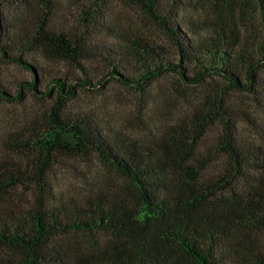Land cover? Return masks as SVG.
Instances as JSON below:
<instances>
[{
    "label": "trees",
    "instance_id": "obj_1",
    "mask_svg": "<svg viewBox=\"0 0 264 264\" xmlns=\"http://www.w3.org/2000/svg\"><path fill=\"white\" fill-rule=\"evenodd\" d=\"M120 1L142 9L163 29L171 48L128 36L123 44L96 51L101 74L54 77L45 92L36 78L19 82L16 95L0 87V102L12 103L22 101L25 91L42 99L40 94L57 90L49 111L3 139L25 160H0V264H264V144L238 138V121L251 118L225 98L237 91L264 101V0H242L220 10L210 3L201 20L189 24L192 38L174 20L183 0ZM111 3L0 0V55L34 70L24 59L38 51L84 70L82 61L93 55L90 34L100 28L114 31L104 21ZM248 3L256 5L260 34L254 33L255 25L239 22L241 15H252ZM8 6L29 13L26 28L14 35L5 31L1 14ZM60 11L68 13L69 28L54 22ZM169 75L202 88L203 97L186 120L149 142L122 137L87 112H65L78 88L97 91L115 82L142 93ZM214 79L228 88L213 86ZM215 125L220 132L210 136ZM87 156L125 183L49 207L53 164L61 157ZM32 183L37 196L30 206L7 203V193Z\"/></svg>",
    "mask_w": 264,
    "mask_h": 264
},
{
    "label": "rangeland",
    "instance_id": "obj_2",
    "mask_svg": "<svg viewBox=\"0 0 264 264\" xmlns=\"http://www.w3.org/2000/svg\"><path fill=\"white\" fill-rule=\"evenodd\" d=\"M240 1L242 0H183L179 10L174 14V20L182 24V29L190 38L196 37L188 26L192 21L201 20L203 7L213 3L217 6V10L227 9L236 7ZM62 4L64 9L69 8L68 3ZM248 5L249 8H253V12L250 10L252 15H241L239 22L242 27L247 24L248 26L255 25L254 33L260 34V18L256 5L253 7L249 3ZM1 14L5 31L11 30V35L25 29L29 22L26 20L29 13L25 8L8 6L2 8ZM68 17L66 11H60L56 14L54 22L60 27L67 26L69 28L72 23ZM22 20L26 21L21 22ZM104 21L114 25V31L100 28L90 34L88 43L93 55L82 61L84 70L75 69L67 63L49 60L38 51L30 52L24 59L27 63L36 66L34 70L6 61L0 55V87L3 86L10 90L13 95H16L19 82H31L33 78H36L37 88L41 92H45L50 80L54 77L75 74L82 78L85 72L101 74L104 68L96 51L101 50L106 45L123 44L128 36H140L154 44L171 48V42L163 29L135 5L120 0H112V3L105 10ZM94 54H96L95 57ZM260 76L264 82V69L260 72ZM218 83H221V87L222 85L227 86V82L224 80H213V86ZM220 85H217L218 88ZM56 92L57 90H54L51 95L43 97L40 94L39 97L42 99H38L32 92L25 91L24 99L20 102L12 103L1 100L0 160L13 158L24 162L25 156L12 154L3 143V139L10 133L24 130L34 118L49 111L56 100ZM225 95L227 104L238 109L239 112L247 113L251 118V122L244 118L238 121V138L257 146L263 145L264 101L255 100L247 92L229 91ZM202 97V88L185 85L173 75H169L152 82L142 93L134 92L115 82H111L105 88L97 91H86L78 88L74 98L67 103L65 112H87L94 116L104 128L118 132L122 137L149 142L164 136L171 131L174 125L186 120ZM218 132H220L219 126L215 125L210 136H214ZM207 144H209L208 140ZM219 167L220 162L214 166L217 169ZM48 180L52 188L50 190L51 196L49 194L46 196L49 207L83 200L97 192L110 191L125 183L117 173L91 156L58 158L49 171ZM36 196L37 188L32 183L10 191L5 195V200L10 205L22 208L30 206Z\"/></svg>",
    "mask_w": 264,
    "mask_h": 264
}]
</instances>
